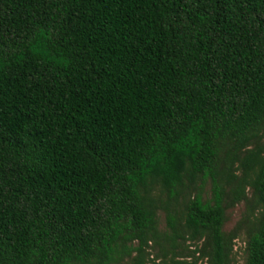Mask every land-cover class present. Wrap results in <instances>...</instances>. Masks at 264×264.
I'll return each instance as SVG.
<instances>
[{
    "label": "trees",
    "instance_id": "1",
    "mask_svg": "<svg viewBox=\"0 0 264 264\" xmlns=\"http://www.w3.org/2000/svg\"><path fill=\"white\" fill-rule=\"evenodd\" d=\"M242 203L264 264V0H0V264H233Z\"/></svg>",
    "mask_w": 264,
    "mask_h": 264
},
{
    "label": "rangeland",
    "instance_id": "2",
    "mask_svg": "<svg viewBox=\"0 0 264 264\" xmlns=\"http://www.w3.org/2000/svg\"><path fill=\"white\" fill-rule=\"evenodd\" d=\"M248 214V206L245 203L236 206L235 208L229 210L228 212V220L226 223V230L232 231L238 229L239 237L235 241V248H234V255H233V264H246V244H247V235H246V228L244 221ZM159 225L160 230L165 232L167 231V223H166V216L164 213L160 212L159 214ZM187 245L189 246L190 250H195L196 245L193 242H188ZM137 246V244H136ZM188 252L182 254L184 260L192 261V259H188L186 255ZM137 253H134L133 256H137ZM158 258V259H157ZM146 263L150 264V259H156L157 262H161L162 252L159 247L155 246L153 241L149 242V247L146 248V255H145ZM126 264H131L132 260L126 258Z\"/></svg>",
    "mask_w": 264,
    "mask_h": 264
}]
</instances>
